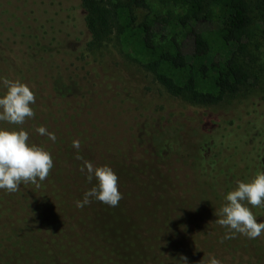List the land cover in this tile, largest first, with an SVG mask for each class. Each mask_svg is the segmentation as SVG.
<instances>
[{
    "label": "rangeland",
    "instance_id": "obj_1",
    "mask_svg": "<svg viewBox=\"0 0 264 264\" xmlns=\"http://www.w3.org/2000/svg\"><path fill=\"white\" fill-rule=\"evenodd\" d=\"M246 2L248 7L243 11L249 16L248 30L245 34L237 32L234 41L250 70L247 86L229 89V96L217 106L193 107L169 97L148 72L125 58L113 43L89 47L90 35L83 21V9L78 16L76 34L64 36L56 45L72 53L77 61L75 72L74 63L62 55L43 62L23 56L11 41L8 49H4L7 38H11L4 27H19L17 42L46 41L63 27L62 21L69 17L70 10L68 0H0V23L3 21L0 24V61L7 58L1 55L6 50L13 63L12 67H7L10 73L3 69L6 66L1 68L0 79L25 83L36 98L31 105L34 117L26 118L22 125L0 122V127L27 131L29 143L50 152L54 162L43 182L38 185L22 183L16 192H7L18 205L17 210L22 212L15 222L7 223L6 230H0V264H36L39 260L35 253L30 254L25 249L33 244L39 255L42 252L51 256L52 240L58 248L65 246L77 255L93 257L94 261L95 251H99L102 255L97 256L101 264L110 262L109 251L125 264H138L144 254L143 238L132 221L122 216L120 202L117 207H109L93 200L81 208L87 216L76 205L78 194L88 182L86 171L80 170L84 162L89 161L94 166L108 165L115 171L117 163L130 153V136L138 147L143 145L152 156L157 155L161 147V152H167L173 160L172 180L161 179L159 196L165 202L171 195V203L165 202L170 214L167 242L177 249L179 257L144 264H208L210 255L220 264H260L256 256L254 259L248 256L255 251L252 239L236 234L235 238L221 242L227 230L215 222L219 218L215 212L220 209V202L200 198L199 188L203 184L197 180L193 165L176 153L182 138L173 136L164 144L161 142L167 130L172 132L180 126L195 134L201 132L205 122L213 123L211 126L218 130L224 144L215 168L226 192L234 190L238 182L250 181L256 173L264 172L261 131L255 128L264 122V0ZM148 3L153 12L162 15L179 13L164 0H148ZM145 14L146 10L137 11L139 19ZM215 27L213 24L212 28ZM177 29L181 27L178 25ZM9 62L6 60L5 65ZM46 66L57 76L51 83L53 91L48 90L45 77L37 80L41 76L40 69ZM0 91L3 94L6 89L0 85ZM172 104L182 110L169 109ZM162 107L168 108L163 111ZM146 109L155 112L150 114ZM241 113L245 116L243 119ZM179 118L183 124L176 123ZM31 124L36 129L43 126L54 133L56 141L36 131L30 134ZM73 141H79V150L73 147ZM203 154H208L207 149ZM78 155L82 159H77ZM120 166L117 172L120 171L125 184L131 173L160 175L157 168L142 159ZM144 180L146 178L141 176L134 180L135 184L129 182L125 189L118 181V188L123 192H128L132 186L144 190ZM95 183L93 181L88 190ZM135 196L130 194L134 203ZM154 196L158 197L157 191ZM258 209L264 221V208ZM135 210L140 211V206H135ZM158 216L164 217L161 211Z\"/></svg>",
    "mask_w": 264,
    "mask_h": 264
},
{
    "label": "trees",
    "instance_id": "obj_2",
    "mask_svg": "<svg viewBox=\"0 0 264 264\" xmlns=\"http://www.w3.org/2000/svg\"><path fill=\"white\" fill-rule=\"evenodd\" d=\"M68 1L69 17L63 19V27L57 30L56 35L46 41L17 42L20 29L11 25L4 27L6 34L8 31V34L11 35V38H7L8 41H6L4 49H8L11 41L12 44L17 45V49L21 51L23 56L43 62L51 57L62 55L74 63L75 72L77 61L72 53L61 50L56 45L64 36L71 37L76 34L78 16L83 9L85 12L83 21L90 35L89 47L100 46L107 42L113 43L125 58L140 65L148 72L154 82L169 97L180 100L184 105L193 107L217 106L229 96V89L237 88L239 90L248 84L250 70L239 52L238 43L234 41V35L237 32L242 31V34H245L248 30L249 16L245 15L248 7L246 0H164L178 10L179 13L176 15L171 12H167L165 15L153 12L148 0ZM138 10H146L147 14L139 19ZM0 24H3V21ZM213 24H216L215 28H212ZM178 25L181 27L180 30L177 29ZM200 27H202L201 30ZM192 46L193 48L190 49ZM42 47L46 49H42ZM49 49L51 52H48ZM10 50L13 51L11 47ZM37 50L42 51V53L38 52L39 54H37ZM1 55L7 58L0 61V71L6 66L3 69L10 73L7 67L13 66L12 59H9L10 56L6 50H3ZM6 60L10 61L9 65H5ZM40 72V77L36 75L37 80L45 77L48 90H52L51 83L56 80L57 76L47 66L40 69ZM243 74L246 75L245 78ZM57 93L60 94V92ZM166 108L168 107L161 109L166 111ZM171 108L182 110L175 104H172L169 109ZM146 111L150 114L155 112L154 109L152 112L149 109ZM243 117L245 116L241 113L240 118L243 119ZM176 123L183 124L182 118L176 120ZM211 125L213 123L205 122L201 132L195 134L186 132L178 126L174 130L172 129V132L167 130L162 136L161 142L164 144L167 139H172L173 136L182 138L176 153L182 156L188 162L187 164L193 165L197 180L203 184L199 188L200 198L217 199L221 208L225 204L224 196L227 192L218 180L215 165L223 153L224 144L220 139L218 130ZM255 128L261 131V151L264 156V122L258 123ZM28 129L30 134L36 131L33 124ZM130 137V153L126 155L124 160L117 163L114 171L118 176V181L121 182V186L123 179H121L120 171L117 172L120 165L125 166L142 159L145 162H150L160 172L159 176L154 177L139 173L128 174V183L131 182V184H135L134 180L141 176L146 178L143 181L144 190L132 186L128 192H123L118 188L123 194V198L120 200L121 214L132 221L133 225L136 226V231L143 238L144 254H141L137 263L144 264L157 259L177 258L179 252L167 242L169 240L167 233L170 228L167 221L170 214L165 202L171 203V195L170 199L165 202L163 197L159 196L161 179L172 180L173 160L169 159L167 152H161V147L157 150V155L152 156L143 145L138 147L134 143V139ZM184 137L186 140L183 139ZM30 138L36 139L32 136ZM205 149L208 151L207 155L203 154ZM92 182H87L85 189L78 194L77 200H80L83 193L88 191ZM128 183H123L124 189ZM156 191L158 197L154 196ZM165 191L167 190H162V192ZM130 194L136 195L135 203ZM7 195L6 191L0 190V230H6L7 223L15 222L17 215L22 212L20 209L17 210L18 205ZM135 206H140V211L135 210ZM249 207L252 206L249 205ZM78 209L87 216L81 208L78 207ZM160 211L164 215L162 218L158 216ZM252 211L258 222L262 221L259 209L252 208ZM23 219L27 221V218L24 217ZM52 243L54 247L51 256H46L42 252V255H39L35 252L33 244L25 249V252L35 253L34 256L39 260L36 264H101L100 256H97L100 254L99 251H95L94 261L93 257L77 255L65 246L58 248L55 240H52ZM252 243L255 251L254 253L249 252L248 256L252 259L256 256L257 261L259 262L260 259V264H264V233L260 237L252 239ZM154 246L155 249H153ZM109 252L111 258L107 264H125L117 259L111 251Z\"/></svg>",
    "mask_w": 264,
    "mask_h": 264
},
{
    "label": "clouds",
    "instance_id": "obj_3",
    "mask_svg": "<svg viewBox=\"0 0 264 264\" xmlns=\"http://www.w3.org/2000/svg\"><path fill=\"white\" fill-rule=\"evenodd\" d=\"M0 85L6 89L0 94V122L22 125L26 118L34 117L31 105L36 98L28 85L7 78L0 79ZM36 132L53 142L57 139L43 126ZM73 147L79 150V141H73ZM77 159L82 157L78 155ZM53 167L50 152L29 143L27 131L0 127V190L13 193L22 183L38 185L46 180ZM80 170L86 171L88 182L95 180L96 183L84 193L82 200H77V207L83 208L93 200L109 207L118 206L123 194L118 189V176L110 166H94L85 161ZM224 200L225 204L215 212L219 217L215 222L227 230L221 242L235 238L236 234L256 239L264 233V221L258 222L252 211V208H264V172L256 173L250 181L238 182L234 190L225 194ZM208 264H220V261L210 255Z\"/></svg>",
    "mask_w": 264,
    "mask_h": 264
}]
</instances>
